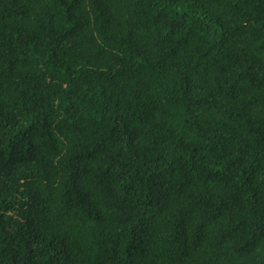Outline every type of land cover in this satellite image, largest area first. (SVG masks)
Here are the masks:
<instances>
[{
	"label": "trees",
	"instance_id": "obj_1",
	"mask_svg": "<svg viewBox=\"0 0 264 264\" xmlns=\"http://www.w3.org/2000/svg\"><path fill=\"white\" fill-rule=\"evenodd\" d=\"M0 264H264V0H0Z\"/></svg>",
	"mask_w": 264,
	"mask_h": 264
}]
</instances>
